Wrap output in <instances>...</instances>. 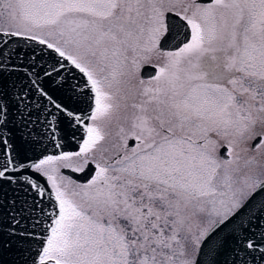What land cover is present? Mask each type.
<instances>
[{"label": "snow or ice", "instance_id": "1", "mask_svg": "<svg viewBox=\"0 0 264 264\" xmlns=\"http://www.w3.org/2000/svg\"><path fill=\"white\" fill-rule=\"evenodd\" d=\"M7 245L264 264V0H0Z\"/></svg>", "mask_w": 264, "mask_h": 264}, {"label": "water", "instance_id": "2", "mask_svg": "<svg viewBox=\"0 0 264 264\" xmlns=\"http://www.w3.org/2000/svg\"><path fill=\"white\" fill-rule=\"evenodd\" d=\"M71 67V65H69ZM154 69L150 65H146L143 69V75L148 76L149 74H153ZM53 89L56 88L54 84L50 85ZM54 94L57 96H60L61 98L65 97V94L62 91H54ZM86 105L81 104L79 107H85ZM67 134L70 136V131L66 129ZM75 148V144L71 143L68 150H71ZM51 152V148L49 149ZM67 172V170H65ZM79 175V174H77ZM5 190L7 189V185H5ZM21 257L17 254L15 248L12 245L4 246L3 248H0V261H2V264H19Z\"/></svg>", "mask_w": 264, "mask_h": 264}, {"label": "flooded vegetation", "instance_id": "3", "mask_svg": "<svg viewBox=\"0 0 264 264\" xmlns=\"http://www.w3.org/2000/svg\"><path fill=\"white\" fill-rule=\"evenodd\" d=\"M155 71V70H154ZM154 71H153V74H154ZM142 75H143V70H142V73H141ZM144 76V75H143ZM145 78H147L148 76H144Z\"/></svg>", "mask_w": 264, "mask_h": 264}]
</instances>
